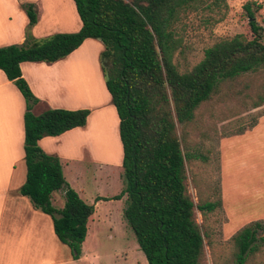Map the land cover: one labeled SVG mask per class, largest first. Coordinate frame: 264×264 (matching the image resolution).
Wrapping results in <instances>:
<instances>
[{"label":"trees","instance_id":"trees-1","mask_svg":"<svg viewBox=\"0 0 264 264\" xmlns=\"http://www.w3.org/2000/svg\"><path fill=\"white\" fill-rule=\"evenodd\" d=\"M72 1L81 22L78 32L34 39L29 30L37 22L35 5L26 4L29 23L23 43L0 48V70L25 101L26 177L19 194L51 218L56 238L70 249L73 260H79L94 205L69 187L59 158L43 152L38 142L85 127L90 111L47 108L34 115L39 100L22 78L20 64H53L86 39L98 40L103 46L99 65L118 117L122 147L123 188L112 199L125 197L123 217L147 264H200L203 237L186 190L187 156L175 122L191 123L199 107L223 84L264 69V29L255 21L260 6L254 2L243 6L251 39L241 34L219 39L189 68L175 57L180 48L178 26L195 15L205 28H213L227 14L226 0ZM58 191L64 197L61 209L51 204ZM216 204L206 202L197 209L212 212ZM259 232H264V225L255 222L232 237L235 264H245L256 251Z\"/></svg>","mask_w":264,"mask_h":264},{"label":"rangeland","instance_id":"rangeland-1","mask_svg":"<svg viewBox=\"0 0 264 264\" xmlns=\"http://www.w3.org/2000/svg\"><path fill=\"white\" fill-rule=\"evenodd\" d=\"M19 1L35 5L38 24L34 32L31 30L33 26L29 30L34 39L76 32L78 25L74 29L72 0H68L71 7L65 0ZM248 2L260 6L255 12V21L264 29V0H226L227 14L213 28H205L195 15L183 19L177 28L180 48L175 57L191 68L203 58L204 50L219 39L238 34L251 39L249 19L243 11ZM96 50L95 45L87 43L77 55H97ZM77 67H86V62L77 61ZM92 73L90 70L78 84L83 90V100L89 92L98 93L101 89L107 93L102 82L103 74L100 81ZM98 84L103 89L96 88ZM175 125L182 153L187 156L184 164L186 190L194 203V220L203 237L200 264H235L232 237L249 224L259 222L264 225V69L223 84L217 95L199 107L191 123L183 125L176 121ZM92 129L95 138L97 129ZM115 141L116 138L109 134L107 144L110 149L114 148ZM90 142L92 147L88 145ZM117 145L120 152L119 140ZM61 147L62 155H65L61 160L66 178H69L70 170V166L65 167L69 162L68 154H97L94 139L88 140L80 135L65 138ZM98 149L100 153L102 148L98 146ZM112 157L116 159V150ZM110 185L114 190L116 181ZM59 193L55 192V198L51 199L52 206L57 209L64 205V198ZM206 202L217 203V206L212 212L199 211L197 207ZM124 208L125 198L111 209L98 207L96 216L88 222L80 260H72L70 249L60 244L53 234L51 256H57L65 264H147L123 217ZM44 217L50 221L53 233L51 218ZM255 246L256 251L247 257L245 264H264V232H259Z\"/></svg>","mask_w":264,"mask_h":264},{"label":"crops","instance_id":"crops-1","mask_svg":"<svg viewBox=\"0 0 264 264\" xmlns=\"http://www.w3.org/2000/svg\"><path fill=\"white\" fill-rule=\"evenodd\" d=\"M65 1L71 7L69 1ZM24 2L0 0V48L23 43L25 30L29 23L23 9L24 5H21ZM72 12H74L73 5ZM74 14L75 17H72V21L75 25L74 29L78 25L77 30H75L78 32L81 22L78 21L80 19L77 20L76 10ZM37 22L32 27V32L35 31ZM93 40L86 39L78 49L65 59L53 64L28 62L20 64L22 78L32 94L39 100L33 106L32 112L34 115H39L47 108L87 109L90 111L85 127L70 130L58 137H46L38 142V146L43 152L59 158L64 179L69 187L85 203L94 205L95 211L89 221H92L96 216L98 207L107 206L111 209V206L120 204L121 200L123 201L125 198L112 199L123 188L122 147L120 143L119 152V148L117 150V141L120 142L118 117L115 108L111 104V98L106 90L105 83L104 87L107 93L101 92V89L98 93L89 92L85 100H83L81 86L78 87V84H81L83 80V76L88 75L90 70L93 71L92 75L98 76L101 81L102 72L98 59L103 46L98 40L96 41L100 45ZM87 43L97 47V55H77L83 45ZM77 61L86 62V67H77ZM88 61H90V70ZM72 64L74 67H71ZM97 86L96 88L103 89L102 85L99 87L98 84ZM24 112L25 101L22 95L0 70V264H65L64 260L61 261L57 256L52 257L50 254L51 234L54 236L55 234L51 232L50 221L44 217L48 215L34 209L29 199L19 194V189L24 184L26 177L23 150ZM94 127L97 129L95 138L92 136L94 134L91 133ZM73 134L80 135L88 140L94 139V149L97 154L94 153L93 155L91 153V155L89 152L87 154L81 153L80 156L68 154L67 159H69V162L65 167L70 166V170L69 178H66L61 160V156H65L62 155L61 142ZM109 134L117 140L114 142L113 149H110L107 144ZM88 145L92 147L91 142ZM98 146L102 148L100 153H98ZM115 150L116 159L113 160L112 153L115 154ZM85 151L87 152V150ZM115 181L116 188L113 190L110 182ZM59 192L58 195L63 197V192ZM55 196L52 195V200ZM84 197L90 200H84ZM55 247L57 248V246Z\"/></svg>","mask_w":264,"mask_h":264}]
</instances>
